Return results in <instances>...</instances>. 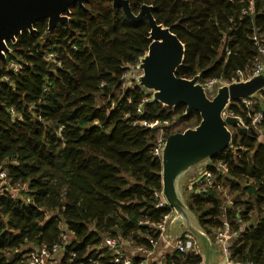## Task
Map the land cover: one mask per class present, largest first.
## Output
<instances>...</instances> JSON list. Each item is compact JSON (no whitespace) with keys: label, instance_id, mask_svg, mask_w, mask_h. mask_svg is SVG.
Instances as JSON below:
<instances>
[{"label":"trees","instance_id":"trees-1","mask_svg":"<svg viewBox=\"0 0 264 264\" xmlns=\"http://www.w3.org/2000/svg\"><path fill=\"white\" fill-rule=\"evenodd\" d=\"M129 3L134 13L151 5L157 23L183 43L176 70L182 78L230 80L258 55L253 37L264 44V0ZM149 30L146 19L131 22L112 0H85L70 7L67 23L48 32L41 19L32 33L7 42L10 51L0 62V169L7 175L0 186V264H26L30 251L54 244L62 247L59 264H114L102 245L105 237L154 249L156 225L171 208L155 206L154 192L161 190V161L152 153L158 130L141 122L177 117L183 128L170 131L176 122L164 127L167 137L197 125L200 115L185 114L183 104L152 101L149 91L124 79L146 53ZM258 93L247 98L248 108L233 101L226 111L245 124L262 111L259 135L233 128L230 146L207 167L231 202L218 189L186 191L188 208L212 240L224 220L237 232L230 245L237 263L264 264V142L258 139L264 89ZM218 162L226 165L225 174ZM200 263L199 253L174 249L161 264Z\"/></svg>","mask_w":264,"mask_h":264},{"label":"water","instance_id":"water-1","mask_svg":"<svg viewBox=\"0 0 264 264\" xmlns=\"http://www.w3.org/2000/svg\"><path fill=\"white\" fill-rule=\"evenodd\" d=\"M85 0H0V62L10 49L7 42H15L16 35L32 33L34 24L47 20V31L67 23L70 7L83 5ZM113 6L122 9L131 22L146 19L149 25V40L146 53L136 66L141 74L136 84L152 91V101L163 106L185 105V114L196 111L200 121L194 127L169 134L161 149V192L173 210V221H184L196 233L207 239L197 219L185 203L179 181L184 173L200 166H209L212 159L223 152L232 141V128L240 134L256 137L258 131L243 125L238 116L223 115L233 101L254 98L264 89V73L245 81L222 85L208 96L199 81V75L191 79L176 75L183 62L185 48L169 27L157 23L151 5L142 4L137 13L131 10L129 0H112ZM186 189V188H185Z\"/></svg>","mask_w":264,"mask_h":264},{"label":"built area","instance_id":"built-area-1","mask_svg":"<svg viewBox=\"0 0 264 264\" xmlns=\"http://www.w3.org/2000/svg\"><path fill=\"white\" fill-rule=\"evenodd\" d=\"M253 40L257 46L258 55L254 58L253 63L251 67L246 69V71L243 72V70H236L234 75L230 80H226L223 78H210L203 82H201V85L204 87L206 93L208 96H212L216 89L222 85H228L230 83L234 82H240L245 81L255 75H258L260 73H264V44L261 42L257 36L253 37ZM226 52L228 53V49H226ZM48 58H53V55L50 54ZM10 67L14 71H18L20 69V65L18 63H11ZM132 67V66H131ZM130 67V68H131ZM130 70V69H129ZM126 71L124 73V79L130 75V71ZM241 103H244L245 106L248 108L250 106V102L247 101V98L239 100ZM141 107L137 109V112H141ZM231 114V113H229ZM223 115H225L223 113ZM262 111H259L255 114H253L250 117V123L245 124L242 120V123L245 127L257 130L258 125L262 121ZM168 123V122H163ZM142 125L148 127V128H158L157 122H141ZM160 130V129H159ZM161 130V134L158 137L155 146L153 148V155L160 158L161 156V149L164 145V131ZM214 166L213 162L211 161L209 166ZM208 166H204L198 174H196L189 182V189H193L195 192H205L208 188L218 189L220 193H222L227 198V203H230V198L228 195V191L226 187L220 185L218 182L215 181L214 176L212 175V172L207 169ZM215 167L220 170V173L225 174L227 171L226 165H224L221 162L215 163ZM7 175L4 170L0 169V183L1 185L6 182ZM13 190V189H12ZM154 197L156 200V207H170L165 200V198L162 195L161 190L154 192ZM172 212V209H171ZM171 212L169 214H166L163 216L162 220L156 225V229L159 231V238H165V228L167 220L169 219V216L171 215ZM237 232L233 231L228 223L227 220H224L222 222V225L215 230L214 232V242L218 245L221 251L222 255V264H252L250 262L246 263H237L231 258V242L232 240L237 237ZM61 241L66 242L67 236L66 234H61ZM157 242L154 243V246ZM102 245L107 247L111 253L114 255V264H148L144 258L140 261H136L133 256V254H129L124 251L122 246L128 245V242L119 243L117 239L105 237L103 239ZM174 249L178 250L182 253H187L188 251L195 252L196 251V241L195 238L190 233H185L182 236H179L174 240L173 244ZM61 250L62 247L60 244H54L50 249L42 246L40 249H34L30 251L27 255V263L26 264H45V260L50 255L54 254L55 252ZM136 251L139 253L146 254L148 251L141 247H137ZM59 264V261L56 263Z\"/></svg>","mask_w":264,"mask_h":264},{"label":"rangeland","instance_id":"rangeland-1","mask_svg":"<svg viewBox=\"0 0 264 264\" xmlns=\"http://www.w3.org/2000/svg\"><path fill=\"white\" fill-rule=\"evenodd\" d=\"M129 71L131 73H130V75H128L125 78V80L126 81H130V79H132L133 82H137V77L141 74L140 70L135 65V66H132ZM150 93H151V95L153 94L152 91H150ZM258 95H259V93H257L255 97H257ZM224 114H229V113L225 110ZM176 120H177V117H175L173 119V121L168 122V123H160L159 122L158 123V128L160 130L157 129L158 130L157 137L160 136L161 130L164 129V127L171 126L174 122H176ZM191 127H194V126H191ZM182 128H183V125L177 124V122H176V125H172L171 126L170 131H175V130L182 129ZM231 131L233 133V131H234L233 128L231 129ZM164 138H166V137H164ZM192 172H194L193 169H190V170L186 171L184 173L183 177L179 181L180 182L179 185L181 186L180 187L181 188L180 191H181L182 197L185 198L184 201L186 200V196H187V194H186L187 192L186 191H189L187 186H189V182H190V180L192 178V177H190L193 174ZM0 186H1V183H0ZM183 186H184V188H182ZM0 191H1V189H0ZM16 193H17V191L13 189L12 190V194H16ZM172 212H173V210H172ZM190 212H191V214H193L194 218L197 219L196 215L192 211H190ZM171 215L173 217L174 213L171 214ZM170 218L171 217L169 216V219L167 220L166 228H165V233H167L168 238L165 236V238H160V240L157 241V243L154 246L155 247V254L151 257V260L149 258V263L159 262L160 261V255L163 254V252H165V249H166V247L164 245L168 246L167 250L170 249L169 250L170 252L172 250H174V247H173L174 240L176 238H178L179 236H182L185 233H191V235L195 238V241H196V251H195V253H200L199 251L201 250L202 244H204V246H205L206 243H208V244L213 243L212 236L209 235L207 232H205V230L201 226H199V227L202 230V232L207 235V239H205L201 234L194 232L189 227V225H187L184 221H182L180 219H178L175 222V224H176L175 226H173L171 228L167 227ZM168 228H169V230L167 231ZM122 248L124 249L125 252H127L129 254H136V253L139 254V252L136 251V249H133V248L129 247L128 245H124V246H122ZM61 255H62V251L61 250L55 252L54 254H52V255H50L49 257L46 258L45 264H56L60 260Z\"/></svg>","mask_w":264,"mask_h":264},{"label":"crops","instance_id":"crops-1","mask_svg":"<svg viewBox=\"0 0 264 264\" xmlns=\"http://www.w3.org/2000/svg\"><path fill=\"white\" fill-rule=\"evenodd\" d=\"M263 130L262 132L260 131V136L258 139L262 140L264 142V134H263ZM259 135V134H258ZM204 167V165L200 166L199 168L195 169L194 172H192V176L190 177H194L196 174H198V172ZM191 178V179H192ZM180 184V182H179ZM179 187H181L179 185ZM184 188V186L182 187ZM181 189V188H180ZM185 199V198H183ZM186 203V200H185ZM173 214V212L171 213ZM170 220L168 222V226L169 228L175 226V222L172 220V215H170ZM174 222V223H173ZM169 228L167 229V231L169 230ZM191 234V233H190ZM165 236L168 238L167 233H165ZM206 239V238H205ZM166 247L165 252H163V254L160 255V261L159 262H155L156 264H161L164 258V255H166L167 253H169L170 249L167 250L168 246L164 245ZM200 255H201V263L200 264H222V255H221V251L220 248L218 247V245L213 241V243H206L205 246L204 244H202L201 246V250L199 251ZM155 254V247L152 251H148V253L143 254V253H139V254H133L134 257H140V258H144L145 261L147 263H149V258L151 260V257ZM150 264V263H149Z\"/></svg>","mask_w":264,"mask_h":264}]
</instances>
